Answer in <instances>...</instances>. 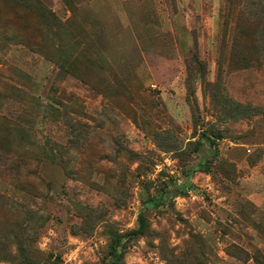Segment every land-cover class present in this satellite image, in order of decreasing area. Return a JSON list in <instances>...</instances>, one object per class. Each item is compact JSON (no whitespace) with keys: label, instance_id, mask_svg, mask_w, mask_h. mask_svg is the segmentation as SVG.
<instances>
[{"label":"rangeland","instance_id":"rangeland-1","mask_svg":"<svg viewBox=\"0 0 264 264\" xmlns=\"http://www.w3.org/2000/svg\"><path fill=\"white\" fill-rule=\"evenodd\" d=\"M0 116V264H264V0H0Z\"/></svg>","mask_w":264,"mask_h":264},{"label":"trees","instance_id":"trees-1","mask_svg":"<svg viewBox=\"0 0 264 264\" xmlns=\"http://www.w3.org/2000/svg\"><path fill=\"white\" fill-rule=\"evenodd\" d=\"M19 1H23V0H19ZM23 4V3H22ZM47 17H51V19L56 20V18L54 17L53 13L50 12L49 10L46 11ZM13 87L14 91L17 92V94H22L23 91L17 87V86H11ZM53 101H57L59 103H61L58 99L56 98H52ZM1 119H3V117L0 116ZM208 139V143L209 146L212 147L213 149H216V138H210L207 137ZM5 161H8V158H3L0 157V163L4 164ZM22 163V161L19 158H14V162H11L7 168L10 170V175H12L13 177H17L18 176V172L19 169L18 167H20V164ZM0 198L2 200V202L4 203L5 207H7L8 211L10 210V208L15 205V202L13 200H11L10 198H3V195L0 193ZM160 199V200H158ZM152 198L151 200H153L156 204L159 203V201H161V198ZM148 201V200H147ZM153 202V203H154ZM147 203V202H146ZM146 218L142 213H139L137 215V219H136V227L124 234H118V235H114L110 241L109 244V248H108V252H107V262L106 264H120L121 260L123 258L124 255V246L127 240L136 237L138 235H142L146 229Z\"/></svg>","mask_w":264,"mask_h":264}]
</instances>
